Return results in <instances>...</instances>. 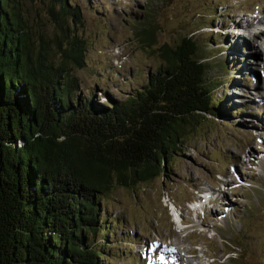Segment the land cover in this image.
<instances>
[{"label": "trees", "instance_id": "1", "mask_svg": "<svg viewBox=\"0 0 264 264\" xmlns=\"http://www.w3.org/2000/svg\"><path fill=\"white\" fill-rule=\"evenodd\" d=\"M71 1L0 0V264H102L119 219L101 195L166 172L199 117L227 116L193 35L162 44L155 77L125 98L83 92L89 41ZM152 26L137 30L148 45Z\"/></svg>", "mask_w": 264, "mask_h": 264}, {"label": "rangeland", "instance_id": "2", "mask_svg": "<svg viewBox=\"0 0 264 264\" xmlns=\"http://www.w3.org/2000/svg\"><path fill=\"white\" fill-rule=\"evenodd\" d=\"M71 2L81 10L79 31L89 41L87 66L78 70L83 92L93 91L102 103L125 98L155 77L163 64L158 52L162 44L176 45L193 35L209 44L203 60L209 63L210 77L221 76L223 84L214 94L227 115L199 117L166 172L133 187L115 185L101 195V212L106 208L119 223L112 224L115 235L102 239L107 249L100 262L264 264V130L263 137L256 133L260 123L254 116H264V43L259 44V37V52L252 48L254 33L264 34V26L248 31L232 23L264 17V0ZM26 4L41 25L52 28L42 11ZM145 22L153 25L151 45L137 34ZM237 37L242 40L233 52ZM238 52L246 58L236 56ZM222 63L228 68L221 69ZM178 213L185 224L174 222ZM171 241L178 242L180 258L161 252H170ZM156 246L161 254L154 253ZM231 250L236 251L233 256L227 253Z\"/></svg>", "mask_w": 264, "mask_h": 264}, {"label": "bare ground", "instance_id": "3", "mask_svg": "<svg viewBox=\"0 0 264 264\" xmlns=\"http://www.w3.org/2000/svg\"><path fill=\"white\" fill-rule=\"evenodd\" d=\"M239 21H242L243 22V24L241 23V24H239ZM232 23H234V24H236L237 26H239V27H241V28H246V30H248L249 31V29L251 28V30L252 31H254L253 30V28H258V29H260L261 30V27H259V26H264V17H263V15H262V17H258V18H252V20H248V21H245L244 22V20L242 19V18H240L238 21H235L234 19L232 20ZM259 24V25H258ZM235 26V25H234ZM244 30V29H243ZM245 30V31H246ZM247 32V31H246ZM248 33V32H247ZM250 33H251V31H250ZM242 34V33H241ZM255 34V37H254V41L259 37L260 38V40L261 41H259V44H263L264 43V34L262 33V31H257V32H255L254 33ZM258 38V39H259ZM236 41H238V42H236V43H234L233 44V47H232V50H233V52H237L238 51V48H237V44H239V42L242 40L241 38H236L235 39ZM233 42V41H232ZM259 44H257V42L255 41V42H253V44H252V48L254 49H256V51L255 52H259V50H260V45ZM251 47V46H250ZM264 47V46H263ZM251 48V49H252ZM253 53V52H252ZM233 54V53H232ZM236 56H241V57H245L246 58V56L243 54V53H237V54H235ZM252 56H254L253 54H251V56L250 57H248V58H252ZM264 62V61H263ZM263 62L261 63V65L262 66H264V64H263ZM245 65H247V63L245 64ZM237 84H239V86H241L242 84H241V82H238ZM246 88H247V85L245 86ZM233 113V112H232ZM252 113V112H251ZM255 116V118H256V120H258L259 121V125L258 126H256V130H257V132L256 133H260V135H262V137H263V134H261V132H260V130L262 129V130H264V116H257V115H254ZM260 125H261V128H260ZM253 126H255V125H253ZM255 133V134H256ZM261 140V139H260ZM262 142H264V139L263 140H261ZM179 218V217H178ZM169 245V248L171 249L170 250V252L168 251V250H166V249H163V250H161V252H165L166 254H174V255H171V256H168V257H172V256H176L177 254H178V250H177V247H178V242L176 243V242H173V241H171V243L170 244H168ZM167 247V246H166ZM156 248V250H155V252L154 253H156L157 252V254H161L160 253V251H158V249H159V247H155ZM179 255V254H178ZM180 256V255H179ZM155 257V256H154ZM161 257H162V255H161ZM176 257H178V256H176ZM178 258H180V257H178ZM164 260H167V257H166V259H164ZM168 261V260H167ZM169 262V261H168ZM170 263V262H169ZM154 264H164L160 259H155L154 260Z\"/></svg>", "mask_w": 264, "mask_h": 264}]
</instances>
